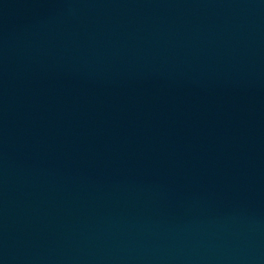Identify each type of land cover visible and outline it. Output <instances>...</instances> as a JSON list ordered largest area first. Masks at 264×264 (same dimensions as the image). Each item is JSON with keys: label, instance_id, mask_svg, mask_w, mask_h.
I'll use <instances>...</instances> for the list:
<instances>
[{"label": "water", "instance_id": "1", "mask_svg": "<svg viewBox=\"0 0 264 264\" xmlns=\"http://www.w3.org/2000/svg\"><path fill=\"white\" fill-rule=\"evenodd\" d=\"M0 264H264V0H0Z\"/></svg>", "mask_w": 264, "mask_h": 264}]
</instances>
